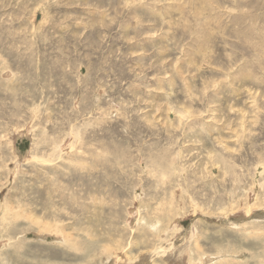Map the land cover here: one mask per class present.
I'll use <instances>...</instances> for the list:
<instances>
[{
    "label": "rangeland",
    "instance_id": "obj_1",
    "mask_svg": "<svg viewBox=\"0 0 264 264\" xmlns=\"http://www.w3.org/2000/svg\"><path fill=\"white\" fill-rule=\"evenodd\" d=\"M205 257L264 264V0H0V264Z\"/></svg>",
    "mask_w": 264,
    "mask_h": 264
},
{
    "label": "bare ground",
    "instance_id": "obj_2",
    "mask_svg": "<svg viewBox=\"0 0 264 264\" xmlns=\"http://www.w3.org/2000/svg\"><path fill=\"white\" fill-rule=\"evenodd\" d=\"M73 202V201H72ZM167 206V205H166ZM44 229V228H43ZM58 232V231H57ZM47 236H48V234H47ZM63 238V237H62ZM60 239H61V237H60ZM73 240V239H72ZM71 240V242H73L74 243V241H72ZM90 247V246H89ZM74 248H75V246H74ZM77 249H78V247H77ZM113 252V251H112ZM84 254V253H83ZM113 255V254H112ZM203 259H205V261H206V263L205 264H212L213 263V261H214V259H212V257H205V258H203ZM203 261V260H202ZM200 264H202V262L200 263Z\"/></svg>",
    "mask_w": 264,
    "mask_h": 264
}]
</instances>
